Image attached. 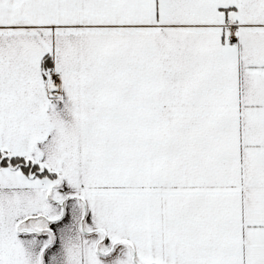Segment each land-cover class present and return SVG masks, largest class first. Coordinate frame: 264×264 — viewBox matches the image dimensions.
I'll list each match as a JSON object with an SVG mask.
<instances>
[{
  "label": "snow or ice",
  "instance_id": "1",
  "mask_svg": "<svg viewBox=\"0 0 264 264\" xmlns=\"http://www.w3.org/2000/svg\"><path fill=\"white\" fill-rule=\"evenodd\" d=\"M0 264H264V0H0Z\"/></svg>",
  "mask_w": 264,
  "mask_h": 264
}]
</instances>
